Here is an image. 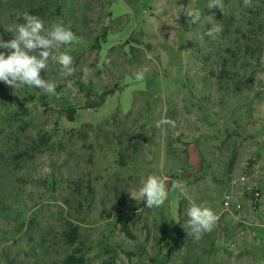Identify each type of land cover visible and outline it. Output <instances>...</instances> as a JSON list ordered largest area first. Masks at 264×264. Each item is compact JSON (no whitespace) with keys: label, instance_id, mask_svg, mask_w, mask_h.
Masks as SVG:
<instances>
[{"label":"rangeland","instance_id":"374dc122","mask_svg":"<svg viewBox=\"0 0 264 264\" xmlns=\"http://www.w3.org/2000/svg\"><path fill=\"white\" fill-rule=\"evenodd\" d=\"M207 4L0 0L5 41L25 12L81 40L61 49L72 76L41 70L56 95L0 81V264H264V0ZM103 92L101 107L85 108ZM161 118L176 127L156 128ZM150 174L169 189L152 209L129 193ZM175 182L219 217L198 241Z\"/></svg>","mask_w":264,"mask_h":264},{"label":"clouds","instance_id":"9594fccd","mask_svg":"<svg viewBox=\"0 0 264 264\" xmlns=\"http://www.w3.org/2000/svg\"><path fill=\"white\" fill-rule=\"evenodd\" d=\"M245 7H253V0H243ZM220 8L223 10V0H208L207 8ZM189 18L188 23L196 25L201 21L202 13L198 8H188L184 13ZM23 23L12 24L5 28L12 33L14 38L5 41L0 37V48L6 52H0V81L16 89L28 86L41 90L48 96L57 94L58 83L41 78V70H47L49 64L59 65L60 76L70 77L74 74V60L69 50H61L62 46H75L81 43L76 34L65 26L63 21L53 22L49 28H45L44 21L36 15L28 12L23 14ZM220 25H215L207 31V36L215 37L222 32ZM84 77H88L90 70L84 68ZM147 68L135 73L137 82L143 81ZM67 87L73 88L72 81H67ZM176 127V122L168 118L156 121L158 129ZM179 190L185 195L190 205L186 209L188 235L195 240H200L205 233L211 232L217 225L219 217L206 204H197L188 196L186 185L175 182L172 190ZM130 198L135 201H146V207L152 209L162 206L168 199L169 189L165 179L161 176L150 174L141 181L138 189L129 192Z\"/></svg>","mask_w":264,"mask_h":264},{"label":"trees","instance_id":"16d2710c","mask_svg":"<svg viewBox=\"0 0 264 264\" xmlns=\"http://www.w3.org/2000/svg\"><path fill=\"white\" fill-rule=\"evenodd\" d=\"M48 21V20H47ZM48 22H51V21H48ZM105 34L106 33H103L101 36H99V37H97L96 38V41L97 40H99V39H104L105 38ZM98 44H96L94 47L95 48H97L98 46H97ZM82 84H80V87H82L81 86ZM106 95H107V93L106 92H103L99 97H98V101L97 102H87L86 103V105H85V108L86 109H96V108H99V107H101L103 104H104V101H105V98H106ZM58 100V99H57ZM77 108L76 107H70V108H67L66 109V114H65V116L67 117V119L69 120V121H73L74 120V118H75V116H76V113H77ZM152 263H154L153 261H152Z\"/></svg>","mask_w":264,"mask_h":264},{"label":"crops","instance_id":"0c3cea01","mask_svg":"<svg viewBox=\"0 0 264 264\" xmlns=\"http://www.w3.org/2000/svg\"><path fill=\"white\" fill-rule=\"evenodd\" d=\"M190 149H191V151H193V154H192L193 155V163L192 164L195 165L197 162V151L194 147H191Z\"/></svg>","mask_w":264,"mask_h":264},{"label":"built area","instance_id":"2783aa9c","mask_svg":"<svg viewBox=\"0 0 264 264\" xmlns=\"http://www.w3.org/2000/svg\"><path fill=\"white\" fill-rule=\"evenodd\" d=\"M228 200H229V197H226V198H225V202H224L225 205H228V203H229Z\"/></svg>","mask_w":264,"mask_h":264}]
</instances>
